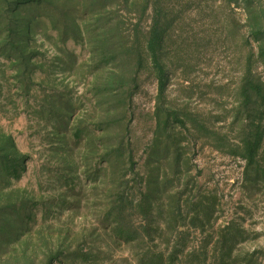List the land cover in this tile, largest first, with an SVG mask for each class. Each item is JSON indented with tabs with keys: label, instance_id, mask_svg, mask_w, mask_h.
I'll use <instances>...</instances> for the list:
<instances>
[{
	"label": "rangeland",
	"instance_id": "1",
	"mask_svg": "<svg viewBox=\"0 0 264 264\" xmlns=\"http://www.w3.org/2000/svg\"><path fill=\"white\" fill-rule=\"evenodd\" d=\"M262 56L264 0H0V264H215L230 222V264H264Z\"/></svg>",
	"mask_w": 264,
	"mask_h": 264
},
{
	"label": "trees",
	"instance_id": "2",
	"mask_svg": "<svg viewBox=\"0 0 264 264\" xmlns=\"http://www.w3.org/2000/svg\"><path fill=\"white\" fill-rule=\"evenodd\" d=\"M160 22L161 20L158 18H155L153 20L152 26L148 34V41L146 42V45L141 47L140 43L137 41L135 56H136V63L138 69H144L146 58L149 59L152 68H157V69L159 68L158 51L161 40L167 28V24L165 23L161 24ZM262 61H264V56H262ZM163 78H164L163 72L159 71V82H161L160 83L161 87H162ZM242 89H243V98L245 100L249 99L250 95L254 94L255 98L259 100L262 106H264V84H258L256 81H254L251 78L244 82ZM178 125H183V123L178 122ZM253 132L254 135L248 134L244 138L243 159L246 162V167L243 173V179H244V183L248 185L257 183V180L252 178L253 175L264 178V171L257 170L256 168L252 169L253 165L254 167H256L255 152L260 145L258 126L255 127ZM120 202L123 201L120 200ZM122 215H123L122 212H120L119 217L122 218ZM122 226L123 227L125 226V229L123 230L122 234L124 237V241L126 243H130L135 240H138L139 237L142 234H144L146 231L144 226L140 228V230L137 228H133V226H130L129 224L126 225L125 223H123ZM219 233H220L219 262L215 264H230V261L232 260V251L234 247L242 242L241 240H239L241 239L242 232L241 230L236 228L234 222H230L226 224L224 227L219 228ZM182 254H183V250L180 248L177 249L176 246H174L172 251L167 257H164V255L162 254L152 255L151 257L144 256L142 263L143 264H175L176 262L179 261L177 260L178 258H175L177 257L176 255L179 256ZM194 263H195L194 260H190L189 262V264H194ZM203 264H205V262Z\"/></svg>",
	"mask_w": 264,
	"mask_h": 264
}]
</instances>
